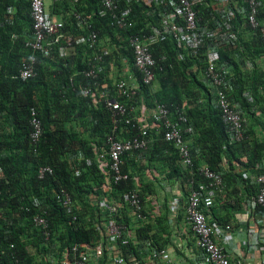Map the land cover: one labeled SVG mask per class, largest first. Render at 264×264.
I'll list each match as a JSON object with an SVG mask.
<instances>
[{"label": "trees", "instance_id": "16d2710c", "mask_svg": "<svg viewBox=\"0 0 264 264\" xmlns=\"http://www.w3.org/2000/svg\"><path fill=\"white\" fill-rule=\"evenodd\" d=\"M238 2L242 4V0ZM260 2L258 28L251 29L241 16L235 15L231 24L233 31L237 32L236 46H216L218 64L233 67L237 87L232 98L241 105L244 116V139L233 143L223 116L214 108L212 94L201 82L207 51L210 46H215L213 41L207 40L202 46H189L188 50H182L170 37L153 46L151 52L156 62V77L152 86H146L141 83L132 54L126 48V33L109 26L106 19L94 16L98 1L78 0L72 5V0H63L61 4L67 10V18L63 22L65 30L75 35L85 34L76 27L70 6L72 11L93 14V27L98 32L100 45L94 52L79 46L77 54L66 59L59 58L55 49L45 57L37 54L36 76L21 81L17 78L18 69L29 55L24 46L31 34L29 2L0 0V264H60L64 251L72 245L95 243L102 239L108 217L98 209L97 199L107 192L102 189L104 174L98 168L92 149L93 145L98 150L105 146L113 123L104 99L93 105L91 99L81 93L82 87L90 86L91 81L79 72L90 66L89 58L94 54L103 57V73L99 75V82L108 84L109 97H115L128 107H137L141 102L147 108H151L154 102L164 104L172 113L185 102L184 113L193 127L189 136L193 160L191 170L180 166L174 146L155 131L151 132L154 141L147 154L142 159L135 155L123 164V170L130 176L139 177L137 192L143 203V214L146 215L150 209L148 196L156 199L160 209L154 218L137 222L128 217V208H123L119 222L128 228L136 227L137 242L121 246L119 253L128 260H140L139 264H142L149 250L147 240L158 248L170 245L174 227L178 228L185 218L182 212L185 213L186 196L199 184L206 183L198 175L197 168L201 165L223 172L222 164L225 163L228 170L223 174L224 189L214 198L210 212L218 211L214 205L221 208V197L232 195L233 181L236 180L244 186L247 197L235 199L236 205H228L229 208L223 211L231 215L243 210L244 204L255 195V188L242 178L240 172L232 174L231 170L250 168L254 174H264V71L253 62L254 58H264L261 33L264 28V0ZM9 8L12 9L10 14L7 13ZM135 12L137 18L132 31L142 29L147 32V25L153 23L152 20L142 6H136ZM199 16L203 24L212 18L203 12H199ZM104 44L116 49L112 48L109 54L104 55L100 49ZM179 52L183 54L182 60L177 58ZM122 58L127 60L131 74L139 84V92L132 101L118 97L113 84L106 78L110 62L116 67V78H123ZM245 59L256 65L243 75L241 69L245 68ZM31 108L36 110L43 131L36 146L29 139ZM117 131L124 138L136 135V131L124 123H119ZM79 154L83 156L81 159ZM43 166L51 167L53 174L39 179L38 169ZM146 169L157 173L155 184L145 181ZM60 189L69 193L76 207L78 220L75 223H70L65 209L56 201V193ZM132 189H136L133 181L112 185L111 196L124 201V194ZM170 200L174 201L171 210L177 213V219L173 221H170L168 210ZM42 210L46 211L44 217L49 222V240L32 223L34 215ZM213 217L220 224H229L231 219L228 216L218 218L216 214Z\"/></svg>", "mask_w": 264, "mask_h": 264}, {"label": "built area", "instance_id": "2783aa9c", "mask_svg": "<svg viewBox=\"0 0 264 264\" xmlns=\"http://www.w3.org/2000/svg\"><path fill=\"white\" fill-rule=\"evenodd\" d=\"M97 1L98 10L94 16L106 19L109 26L126 33V48L132 54L133 65L140 74L143 85H150L155 79L156 62L151 52L153 46L170 37L182 50H188L189 46L191 48L202 46L207 40L213 41L215 46H210L207 51L201 82L212 94L214 108L220 112L228 126L230 141L239 143L244 139L246 129L241 105L234 102L232 98L237 87V79L232 66L218 64L219 54L216 46H236L237 36L231 24L235 15L245 19L252 29L258 28L257 0H242V4H239L237 0ZM28 2L31 34L28 35L24 46L28 49L29 55L20 64L18 70L20 80L26 81L36 76L37 54L45 57L55 49L59 58L66 59L74 57L79 46H85L94 52L100 45L98 32L93 27V14L72 11L76 27L79 31H85L83 35H75L65 30L62 21L47 17L44 0H28ZM77 2L78 0H72V5ZM136 6H142L153 22L147 25V32H143L142 29L132 31L137 18ZM10 11L11 9H8L7 13L10 14ZM199 12L209 14L212 17L211 20L203 24ZM261 32L264 39V29ZM112 48L116 49L104 44L100 49L106 55ZM190 52L193 53V50ZM177 58L182 60L183 54L179 52ZM89 62L90 66L79 74L89 79L91 85L82 87L81 93L84 97H89L93 105H97L101 99H104L105 107L110 111L113 123L111 133L106 137L105 146L98 150L93 145L92 149L98 167L105 176L102 189L107 192L97 199L98 209L108 219L100 241L72 245L64 251L60 264H139L135 260L126 259L119 253L120 247L133 243L135 237L130 238L133 235H130L127 227L119 222L118 217H121L123 208L126 206L129 210L128 217L132 221L154 218L159 213V206L154 197H147L150 209L144 215L143 203L137 189L128 190L124 194V201H121L111 196V185L133 181L136 187L139 186L137 177H130L129 173L123 171L124 156L129 153L147 151L153 141L148 136V131L152 128L162 131V139L174 146L180 166L191 170L193 160L189 148V136L193 133V127L189 124L182 107L176 108L172 113L166 105L156 104L151 112L148 111L147 116V108L141 102L139 116L130 117L133 107L126 106L115 97H109L108 84L99 82V75L103 73L102 55L94 54L92 58H89ZM262 65L264 70V61ZM246 66L249 68L250 64L247 63ZM121 67L123 78L115 80L117 70L113 62H110L106 78L113 80L112 87L118 97L132 101L139 92V84L132 76L125 58L121 59ZM29 123L31 126L29 138L32 145L36 146L42 134V125L33 108L29 111ZM119 123H124L137 131V134L133 138H120L117 131ZM82 157L81 154L78 155L79 159ZM197 170L198 175L204 178L206 183L199 184L186 196L184 220L194 237L200 264H264V174L246 176V180L255 188V195L246 203L247 213L251 214L253 223L247 230L250 240H243L245 257L233 259L225 248L235 243L232 225L220 224L216 220H211L210 217L213 200L224 189L223 173L212 171L207 165H201ZM150 171L146 170L147 176H150ZM52 174L50 167L44 166L38 169L39 179ZM56 201L65 209L70 217V223L77 222L76 207L65 189L58 190ZM45 214V210L35 214L32 223L41 235L49 240L51 233ZM146 245L149 246L150 253L143 264H154L155 261L171 263L167 250L151 246L150 240L146 241ZM15 262L17 263V260Z\"/></svg>", "mask_w": 264, "mask_h": 264}, {"label": "crops", "instance_id": "0c3cea01", "mask_svg": "<svg viewBox=\"0 0 264 264\" xmlns=\"http://www.w3.org/2000/svg\"><path fill=\"white\" fill-rule=\"evenodd\" d=\"M44 5H45V13L49 19L56 20V21H62V22H64L66 20L67 17L65 15V12L67 10H66V7H64L60 1L44 0ZM263 6H264V4H262V9H263ZM71 7L72 6H70V11H71V15H72ZM263 61H264V58L259 59V60L254 58L253 62L256 63L257 65L252 63V61H251L252 68L250 70L249 69L247 70L245 68L241 69L242 74L244 75L248 72H251L255 65L258 68L263 67V65H262ZM107 81L109 82L110 80L107 79ZM135 155H137V157L141 158V159L145 156L144 153H141V154H135V153L132 154L131 153L129 155L124 156V163H127L129 161V159H133ZM242 159L245 160L244 157H242ZM137 161L138 160H135V162H137ZM262 166L264 167V161L262 163ZM127 167L130 168V166H127ZM222 168H223L224 173L223 172H221V173L226 174L225 172L228 170H227V166L225 163L222 164ZM128 170H130V169H128ZM130 171L133 172L132 170H130ZM152 171H153V175H157V173L154 170H152ZM235 172H240V174L244 180H246L247 175H253L254 174L250 168H246V170H243V169L231 170L232 174ZM145 180H147L146 176H145ZM236 181H233V184L235 186L232 187V189L234 188V192L232 193V195H226L225 197L223 196L224 198L223 197L220 198L221 204L224 202H225V204H223V205L220 204L221 208H217V205H214V209H216L218 211H215V212L213 211L210 214L211 220H216L213 217L214 214H216L218 216V218L225 217V216H228L229 219L231 218L229 221V224L232 225V236H233L235 243H233L232 245H229V246L227 245V246H225V248L227 249L229 254L233 257V259L239 258V257H245V247H243V240L244 239L250 240L249 236L247 235V230H248V228H250L252 226V223H253V220H252L253 218H251V214L247 213L248 211L246 208V204H244L243 210H241L239 212L235 211V213H233L231 215L227 214L226 211H223L224 208H226V207L229 208L228 205H236V203L234 202L235 199H237V198L238 199H243V198L245 199L247 197L246 196L247 193H246L245 188L242 185V183L238 182V180H236ZM153 183L155 184L156 181H153ZM173 204H174L173 200H170L168 203V210H170V215H169L170 221L177 219V215H176L177 213H175L173 210H171ZM182 213H183L182 217H184L185 216L184 212H182ZM178 225H179L178 228L173 226L174 229L171 233L170 245L165 247V248H159V249H165L169 252L170 259H171L170 264H200L199 251L195 246L194 237L190 231V228L186 225L184 219H182L181 223ZM135 228L136 227H134V225L129 227V228L127 227V229L130 232V235H133L130 237L132 239L135 237ZM164 237H166V236L164 235ZM136 242L137 241L135 239L133 244H135ZM149 253H150V250H148V253L144 257V259L141 261L142 264L147 261V256L149 255ZM132 260H135L138 263L140 262V260H137V259H132ZM154 264H164V263L159 262V261H155Z\"/></svg>", "mask_w": 264, "mask_h": 264}, {"label": "clouds", "instance_id": "9594fccd", "mask_svg": "<svg viewBox=\"0 0 264 264\" xmlns=\"http://www.w3.org/2000/svg\"><path fill=\"white\" fill-rule=\"evenodd\" d=\"M238 1V0H237ZM61 2V1H60ZM239 3V2H238ZM257 9H258V12H259V7L261 6V2H260V0H257ZM44 8H45V5H44ZM9 9H11V8H9ZM12 12V9H11V11H10V13ZM257 15H258V13H257ZM240 16V15H239ZM242 19V18H241ZM245 22H246V20L245 19H243ZM258 21V20H257ZM247 23V22H246ZM259 23V22H258ZM249 25V24H248ZM259 26V25H258ZM250 27V26H249ZM251 28V27H250ZM252 29V28H251ZM264 29V28H263ZM234 32V31H233ZM240 32H242V30L240 29ZM235 34H236V36H237V32H234ZM262 33V32H261ZM62 59V58H61ZM244 62H245V69H251L252 68V65H251V61L249 60V59H245L244 60ZM247 63H249L250 64V67L249 68H247V66H246V64ZM38 64V63H37ZM263 68V67H262ZM205 69V68H204ZM19 70V69H18ZM36 70H37V67H36ZM204 71V70H203ZM264 71V70H263ZM155 77H156V73H155ZM17 78H18V74H17ZM19 79V78H18ZM115 80H117V78L115 77ZM22 81V80H21ZM154 81H155V79H154ZM154 81L150 84V85H146V86H152V84L154 83ZM110 82L113 84V80H110ZM102 84V83H101ZM156 104H160V103H156V102H154V104L152 105V107L151 108H147V116H148V111H150L151 112V110H152V108H154V106L156 105ZM141 105V103L139 104V105H137V107H134V106H130V107H133V111H132V115H133V113H134V115L132 116V117H138L139 116V112H140V106ZM145 105V104H144ZM164 105V104H163ZM181 107L183 108V111L185 110V107H186V103L184 102L182 105H181ZM180 109V108H179ZM130 114V115H131ZM185 114V113H184ZM256 114H257V112H256ZM131 117V116H130ZM172 117H173V115H172ZM188 118V117H187ZM243 120H244V116H243ZM148 121H149V119H148ZM188 121H189V119H188ZM150 122V121H149ZM189 124H190V122H189ZM245 124V123H244ZM42 125V124H41ZM156 132V133H161V135H162V131H160V130H158L157 128H152V129H150L149 131H148V136L150 137V138H152L153 139V141H154V138H153V136L151 135V132ZM43 132V131H42ZM30 133H31V131H30ZM136 134H137V131H136ZM109 135V134H108ZM107 135V136H108ZM41 136H42V134H41ZM135 136V135H134ZM133 136V137H134ZM29 137H30V135H29ZM119 137L120 138H124V137H121L120 136V133H119ZM133 137H131V138H133ZM41 138V137H40ZM30 139V138H29ZM125 139H128V138H125ZM106 140V139H105ZM152 141V142H153ZM31 142V141H30ZM32 144V143H31ZM152 144V143H151ZM149 149V148H148ZM147 152H148V150L147 151H145V152H134V153H137V154H141V153H144V154H147ZM129 154H131V153H129ZM129 154H125V156L126 155H129ZM133 154V153H132ZM44 167V166H43ZM47 167H49V166H47ZM51 168V167H50ZM99 168V167H98ZM52 169V168H51ZM122 169H123V167H122ZM146 170H153V169H146ZM146 170H145V173H144V179H145V176L147 177V180H145V181H147V182H153L154 181V178L155 177H157V175H153V171L151 172L150 171V176H147L146 175ZM124 171V170H123ZM125 172H127V171H125ZM128 173V172H127ZM129 175H130V173H129ZM105 177V176H104ZM130 177H133V176H130ZM135 177V176H134ZM138 178V180H139V177H137ZM149 178V179H148ZM248 181V180H247ZM113 185V184H112ZM111 185V186H112ZM136 186V185H135ZM139 186H140V182H139ZM139 186L138 187H136V189H138L139 188ZM111 194V193H110ZM149 197V196H148ZM157 202V201H156ZM157 204H158V202H157ZM158 206H159V209H160V205L158 204ZM253 220V219H252ZM252 227V226H251ZM250 227V228H251Z\"/></svg>", "mask_w": 264, "mask_h": 264}, {"label": "rangeland", "instance_id": "374dc122", "mask_svg": "<svg viewBox=\"0 0 264 264\" xmlns=\"http://www.w3.org/2000/svg\"><path fill=\"white\" fill-rule=\"evenodd\" d=\"M259 114V112H257Z\"/></svg>", "mask_w": 264, "mask_h": 264}]
</instances>
